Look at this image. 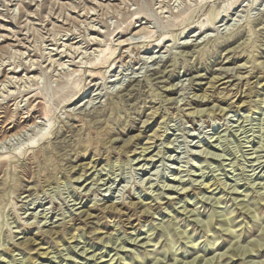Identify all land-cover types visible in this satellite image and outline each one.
<instances>
[{
	"label": "rangeland",
	"instance_id": "374dc122",
	"mask_svg": "<svg viewBox=\"0 0 264 264\" xmlns=\"http://www.w3.org/2000/svg\"><path fill=\"white\" fill-rule=\"evenodd\" d=\"M234 1L0 0V136L31 115L0 264H264V0Z\"/></svg>",
	"mask_w": 264,
	"mask_h": 264
},
{
	"label": "bare ground",
	"instance_id": "6f19581e",
	"mask_svg": "<svg viewBox=\"0 0 264 264\" xmlns=\"http://www.w3.org/2000/svg\"><path fill=\"white\" fill-rule=\"evenodd\" d=\"M238 1L239 0H235L234 2L235 3H238ZM233 2V3H234ZM213 13H215L214 11H213ZM212 13V14H213ZM218 14H219V12H217L216 11V13L213 15V17H217L218 16ZM211 21V20H210ZM202 26V25H201ZM201 26H200V29H201ZM195 28V27H194ZM199 29V30H200ZM169 41V40H168ZM142 49H145V51H148L149 50V48L148 47H146V46H144V47H142V48H140V47H134L133 48V51L134 52H136V53H140V51L142 50ZM77 50V49H76ZM125 52V51H124ZM121 58H122V55L119 57V61H118V63L120 62V60H121ZM34 70V69H33ZM31 71V70H30ZM11 73H13V74H16V73H18L17 72V70H13ZM228 73V70H226V72H224V70L223 71H221L220 73H219V75L215 78V80H216V82H218L219 80H220V78L219 77H222V76H224L225 74H227ZM94 77V76H93ZM96 77H98V75L96 76ZM151 77L153 78V80L154 81H156L157 83H159V82H162L164 79V71H158V72H153L152 74H151ZM136 80H134L133 82H135ZM11 82V81H10ZM13 83V82H12ZM15 83V82H14ZM163 83V82H162ZM128 86H130V84L129 85H127L124 89H123V91L124 90H126V89H128ZM166 90V89H165ZM201 97V96H200ZM205 98V96L203 95L202 96V100ZM170 100V99H169ZM169 102V101H168ZM218 108V107H217ZM214 108L212 107V108H210V113H213L214 112V110H213ZM29 111L30 110H28L25 114L27 115L26 117H23V118H25L24 120H23V123H25L24 124V126L21 128V129H19V130H17V131H15V132H12L11 131V129L12 128H14V126H15V123L13 124V125H11V123H12V121L10 122L9 121V126H11V127H6L8 130L6 131V133H4V135L3 136H0V144H4V143H6L7 141H10L11 139H13V138H16V137H18V136H20V134L21 133H23L24 131H26L25 130V128H26V126H27V124L26 123H28V121L31 119V115L30 116H28L29 114ZM198 112V111H197ZM200 113H201V111H200ZM36 114V113H35ZM211 115V114H210ZM47 116V115H46ZM36 118H42V117H40V116H37L36 115ZM45 119V118H44ZM39 121V120H38ZM14 122V121H13ZM36 125V124H35ZM30 127H32V126H30ZM28 128V127H27ZM26 128V129H27ZM14 130V129H13ZM10 132H12V133H10ZM18 139V138H17ZM149 140V139H148ZM116 140H114V142H115ZM8 144V143H7ZM27 150V149H26ZM146 151V148H142V151H141V153L142 152H145ZM144 154V153H143ZM2 155V154H1ZM15 157V156H14ZM14 157H9V156H4V157H2V158H0V165L1 164H5L6 162H7V160L6 159H8V160H12ZM141 157V156H140ZM89 165V164H88ZM93 167V166H92ZM84 169V168H83ZM84 171V170H83ZM83 171H81V172H83ZM82 174V173H81ZM80 174V175H81ZM80 175H79V177L78 178H80ZM211 181V180H210ZM207 185L209 186V183H207ZM206 185V186H207ZM217 189V188H216ZM113 209H115L114 208V206H112V205H110V206H108V207H104V211H111V210H113ZM83 212H81L80 214H82ZM83 215H85L86 217H90V214H88L87 212H84L83 213ZM44 216V215H43ZM54 234H56V233H54ZM231 234H232V232H231ZM73 238H75L74 236H72L71 235V237H70V239H73ZM33 241V240H32ZM31 241V242H32ZM101 241V240H100ZM128 241V240H127ZM31 242H29V240H26L25 242H23L22 243V245L21 246H23V247H25V246H28V245H31ZM128 244V243H127ZM104 247V246H103ZM254 247H258V245H254ZM75 248V247H74ZM120 248H123V247H120ZM119 248V249H120ZM259 248V247H258ZM257 250V249H256ZM237 252H239V250L237 251ZM243 252V251H242ZM240 253V252H239ZM238 253V254H239ZM44 254V253H43ZM46 254V253H45ZM233 254V253H232ZM223 256V255H222ZM235 256H236V254H235ZM239 256V255H238ZM91 257H94V255H91ZM192 263V262H191ZM200 264V263H199Z\"/></svg>",
	"mask_w": 264,
	"mask_h": 264
}]
</instances>
